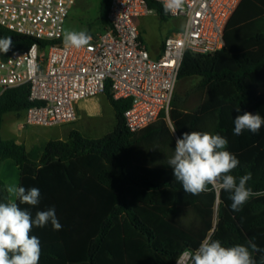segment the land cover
<instances>
[{
  "label": "trees",
  "instance_id": "1",
  "mask_svg": "<svg viewBox=\"0 0 264 264\" xmlns=\"http://www.w3.org/2000/svg\"><path fill=\"white\" fill-rule=\"evenodd\" d=\"M162 19L163 6L147 0ZM111 0L101 1L100 19L108 24ZM242 5V4H241ZM11 38L9 58L33 43L48 47L63 44L36 40L0 25V38ZM217 55L186 51L179 81L198 78L194 91L200 101L193 109L186 96L174 94L169 118L178 137L184 132L219 134L228 141L226 150L240 161L232 175L251 173L248 187L264 193V125L253 134L234 135V119L245 112L264 117V4L249 22L234 56L236 69L217 67ZM116 125L100 139H89L78 130L66 139L48 142L42 151H28L16 140L1 136L7 113L24 115L34 105L28 85L13 87L0 95V162L16 161L20 186L40 189L37 206L18 204L31 212L54 207L62 228L51 223L33 227L31 235L41 242L39 264H176L184 252L195 250L205 239L219 240L225 247L255 243L264 249V195L253 196L242 210H231L229 193L213 189L199 195L185 193L168 161L175 141L166 115L140 133L126 125L129 99L115 100ZM240 111L237 112L236 109ZM5 202L9 201L0 181ZM253 253L257 264H264Z\"/></svg>",
  "mask_w": 264,
  "mask_h": 264
},
{
  "label": "built area",
  "instance_id": "2",
  "mask_svg": "<svg viewBox=\"0 0 264 264\" xmlns=\"http://www.w3.org/2000/svg\"><path fill=\"white\" fill-rule=\"evenodd\" d=\"M163 6L162 0H154ZM244 0H185L179 32L164 41L162 54L152 57L135 22L153 13L147 0H111L108 27L82 48L38 42L3 59L0 53V95L28 85L34 103L24 113L25 126L52 128L78 120L85 99L106 95L129 99L127 127L140 133L165 114L169 116L186 51L217 55L227 43V28ZM76 0H0V25L36 40L56 41ZM190 33V34H189ZM180 260L176 264H180ZM186 264H192L190 257Z\"/></svg>",
  "mask_w": 264,
  "mask_h": 264
},
{
  "label": "clouds",
  "instance_id": "3",
  "mask_svg": "<svg viewBox=\"0 0 264 264\" xmlns=\"http://www.w3.org/2000/svg\"><path fill=\"white\" fill-rule=\"evenodd\" d=\"M164 13L176 14L182 11L185 0H162ZM191 24L185 25V31ZM190 34V33H189ZM92 36L86 30H66L63 42L66 48L79 49L87 46ZM11 38H0V52H7ZM240 111L239 108L236 109ZM264 125V117L260 113L245 112L234 119V135H241L244 130L257 133ZM173 129L172 133H175ZM227 139L219 134L209 132H184L175 141L174 155L168 164L173 169L176 181L180 182L185 193L199 195L213 189L228 192L232 201L230 207L234 212L242 210L253 196L264 195L253 192L248 187L251 173L238 178L230 174L240 164L239 159L226 150ZM10 195H14L20 204L37 206L40 203V189L22 186L8 187ZM51 223L54 230H60V224L54 207L37 211L35 218L27 209H22L16 202H0V264H39L42 254L41 242L31 235L33 227H45ZM264 253L255 243L248 246L237 244L225 247L219 240L205 239L195 252L185 251L192 264H257L253 253ZM264 262V255L261 256Z\"/></svg>",
  "mask_w": 264,
  "mask_h": 264
},
{
  "label": "rangeland",
  "instance_id": "4",
  "mask_svg": "<svg viewBox=\"0 0 264 264\" xmlns=\"http://www.w3.org/2000/svg\"><path fill=\"white\" fill-rule=\"evenodd\" d=\"M101 1L102 0H76V5L69 14V17L65 23L66 30L81 31L86 30L88 34L94 36L103 34L105 32L106 22L100 19L101 14ZM264 4V0H244L234 17L231 19L227 28V43L224 48V55L220 59L218 69L230 68L236 69L234 61V54L238 53L239 44H241L242 37L249 22L255 17L258 9ZM176 33L183 29L185 25V19L178 17ZM143 24L145 28H153L155 31L161 26L166 27L169 23V19H162L156 10L147 17H143ZM143 26V25H142ZM64 31V34H65ZM198 78L183 79L178 82L175 94L179 96H186L187 106L189 109H193L200 101V95L193 89L198 84ZM82 111L89 112L90 115L99 117H90V115L80 113L76 122L70 124H62L60 126L47 128L52 131H58L55 136L63 135L66 137L69 132L78 130L83 135L89 137V139H100L106 134L112 132L115 128V114L114 108L111 106L109 99L106 95L97 96L92 99H85L82 102ZM102 107H101V105ZM93 108L89 109L88 108ZM87 110V111H86ZM14 116V113H8L5 121L4 136H11L9 130H11V124H13L14 131L24 122V115L21 114L18 118L10 120ZM169 120V118H166ZM45 128V127H44ZM41 144L37 143L35 146L36 151L39 150ZM38 148V149H37ZM191 261V258H190Z\"/></svg>",
  "mask_w": 264,
  "mask_h": 264
},
{
  "label": "crops",
  "instance_id": "5",
  "mask_svg": "<svg viewBox=\"0 0 264 264\" xmlns=\"http://www.w3.org/2000/svg\"><path fill=\"white\" fill-rule=\"evenodd\" d=\"M145 18V17H144ZM169 19V23L166 27H159L156 31L153 28H145L143 24V18L137 17L135 18V22L137 26L139 27L142 35L143 42L147 46L148 50L150 51L152 57L158 58L163 51L164 41L171 35L175 34L176 31V24L178 18H171L167 17ZM143 25V26H142ZM108 27V24H106L105 29ZM181 30V29H180ZM179 30V31H180ZM178 31V32H179ZM237 55V54H236ZM234 54V56H236ZM107 96V95H106ZM82 103L80 104V107L78 109V118L80 113H84L87 115H90L89 112H83L82 109ZM101 105V103H100ZM102 107V105H101ZM91 110L93 108H88L87 110ZM86 110V111H87ZM13 113V112H12ZM8 114V113H7ZM7 114L4 116V123H3V129H1V136L5 140L14 139L17 141L18 144H23L27 148L28 151H36L35 146L37 143L41 144V147H39V150L42 151L45 145L50 142L51 140L55 139H66V137L63 138V135L55 136L56 131L49 130L47 128L41 127V126H25L24 122L22 125L18 127L16 130L17 132H13L15 129L13 127V124H11V130H9V133L11 136L5 137L4 129H5V121L7 118ZM18 113H14V116L10 118V120H14L15 118H18ZM90 117H99V116H93L90 115ZM166 118H169L166 117ZM172 131L173 127L171 124V120H167ZM14 129V130H13ZM174 138L177 139L178 135L177 133H173ZM38 149V148H37ZM38 151V150H37ZM20 178H21V171L19 166L17 165L16 161L12 159L5 160L3 162H0V181L4 184L6 191L8 187H18L20 186ZM9 201L8 202H18V200L15 198L14 195H10L7 191Z\"/></svg>",
  "mask_w": 264,
  "mask_h": 264
},
{
  "label": "water",
  "instance_id": "6",
  "mask_svg": "<svg viewBox=\"0 0 264 264\" xmlns=\"http://www.w3.org/2000/svg\"><path fill=\"white\" fill-rule=\"evenodd\" d=\"M3 201L5 202V196H4L3 189H2V187L0 186V202H3ZM183 256H185V255H183ZM183 256H182V257H183ZM182 257H181V258H182ZM181 258H180V259H181Z\"/></svg>",
  "mask_w": 264,
  "mask_h": 264
},
{
  "label": "bare ground",
  "instance_id": "7",
  "mask_svg": "<svg viewBox=\"0 0 264 264\" xmlns=\"http://www.w3.org/2000/svg\"><path fill=\"white\" fill-rule=\"evenodd\" d=\"M187 261H188V257H187V256H183V257L181 258L180 264H186Z\"/></svg>",
  "mask_w": 264,
  "mask_h": 264
}]
</instances>
